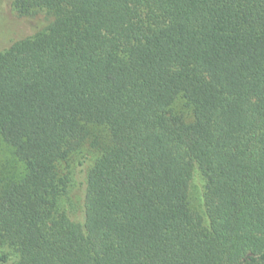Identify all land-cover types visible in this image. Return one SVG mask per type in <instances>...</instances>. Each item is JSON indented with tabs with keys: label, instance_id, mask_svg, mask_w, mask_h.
Masks as SVG:
<instances>
[{
	"label": "trees",
	"instance_id": "trees-1",
	"mask_svg": "<svg viewBox=\"0 0 264 264\" xmlns=\"http://www.w3.org/2000/svg\"><path fill=\"white\" fill-rule=\"evenodd\" d=\"M14 6L48 23L0 52V264H264V0Z\"/></svg>",
	"mask_w": 264,
	"mask_h": 264
},
{
	"label": "rangeland",
	"instance_id": "rangeland-1",
	"mask_svg": "<svg viewBox=\"0 0 264 264\" xmlns=\"http://www.w3.org/2000/svg\"><path fill=\"white\" fill-rule=\"evenodd\" d=\"M15 0H0V52L7 49L13 42L26 38L35 34L48 23V18L44 11H40L37 15L21 16L15 6ZM185 100L179 99L174 110L189 116L188 110L185 108ZM101 150L90 144L85 145L79 151L72 154L66 163L60 165L63 173H69L71 179L69 193L61 200V210H67L69 203H77L80 200V192L78 188L85 181L88 170L100 158ZM83 167H80V163ZM0 171L8 175H20L24 172V165L16 160L12 149L0 140ZM206 189V180L196 172L190 186V204L196 213H204L203 194Z\"/></svg>",
	"mask_w": 264,
	"mask_h": 264
}]
</instances>
